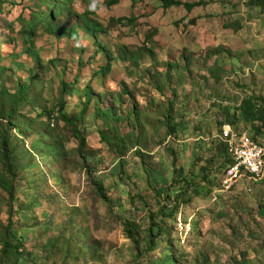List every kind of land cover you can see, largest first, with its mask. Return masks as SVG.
I'll return each instance as SVG.
<instances>
[{
  "label": "rangeland",
  "instance_id": "374dc122",
  "mask_svg": "<svg viewBox=\"0 0 264 264\" xmlns=\"http://www.w3.org/2000/svg\"><path fill=\"white\" fill-rule=\"evenodd\" d=\"M58 1L66 0H10L16 6L4 8L0 16V71L6 72H0V94L3 84L11 91L18 83L27 85L28 100L20 111L23 124L34 121L28 146L34 136L44 143L31 157L17 146L14 202L23 210L13 213L14 230L26 233L23 250L34 253L26 264H135V244L95 190L96 181L107 188L116 185L121 155L102 142L100 131L107 126L97 109L112 108L123 118L113 123L119 134L133 135L135 145L123 159L134 190L173 180L172 147L189 171L200 174L195 147L202 133H211L221 106L240 107L247 97H264V12L250 7L251 0H177L204 4L192 12L165 11L155 0H118L112 7V0H67L71 14L65 13L60 22L66 37L59 40L41 30L26 45L20 19L30 21L33 12L52 10L50 4ZM84 17L105 30L98 43L86 33ZM122 19L133 23L119 25ZM106 52L114 62L103 77L99 73L108 65ZM213 71H218L217 78ZM89 84L93 99L83 114ZM61 96L67 101L66 113L88 140L87 159L59 120ZM172 102L175 120L190 123L187 131H179L180 138L168 136L165 124ZM51 110L54 127L47 114ZM238 126L256 134L252 124ZM248 187L218 189L213 195L206 191L183 207L172 222L171 247L154 253L153 263L174 254L179 264H264V180ZM116 191L120 204L128 200L122 187ZM5 197L0 194V228L10 216ZM137 214L147 225V211Z\"/></svg>",
  "mask_w": 264,
  "mask_h": 264
},
{
  "label": "trees",
  "instance_id": "16d2710c",
  "mask_svg": "<svg viewBox=\"0 0 264 264\" xmlns=\"http://www.w3.org/2000/svg\"><path fill=\"white\" fill-rule=\"evenodd\" d=\"M9 1L0 0V16L5 13L4 8L10 5L16 6L15 4H10ZM141 1L143 0H133L134 4ZM155 1L161 4L165 11L173 8H184L187 12H192L194 9L204 5L202 2L191 5L177 0ZM67 2L66 0L65 2L58 1L51 3L50 5L54 7L52 10L47 9L33 12L30 21L24 18L20 19L23 25L21 34L26 45L31 43L41 30L46 34L55 36L59 40L66 37L60 22L61 17L65 13H67L66 16L70 17L71 11L66 6ZM118 3V0H112L109 6H116ZM250 7L264 12V0H251ZM83 19L86 21V33L91 35L98 43V34L106 33L105 30L101 25L92 23L87 17ZM117 23L119 25H125L126 23L132 24L133 21L122 19L117 21ZM25 54L29 57L31 56L29 50L27 52L25 51ZM150 55L153 60L156 59V55L153 52ZM106 57L108 59V65L99 73L103 77L108 75L112 70V64L114 62L113 56L108 52H106ZM136 64L138 63L136 62ZM0 72L6 73L5 71ZM212 74L215 78L218 77V71H213ZM122 86L126 88L125 84H122ZM27 89L28 87L24 83H18L16 91L7 90L3 84L2 93L0 94L2 98H0V102L4 100L0 108V194H4L7 197V207L10 210L8 224L0 228V260L2 264H26L28 259L34 255L30 251L25 250L26 252H24L26 233L22 234L20 231L14 230L15 223L13 221V213L18 210H23L22 207H19L14 202L16 198V171L19 170V158L16 157L17 148H24L26 154H31V157L32 155L36 156V153L41 150L40 148H43L41 146L44 144L38 136H34L31 141V147L28 146V139H31V130L34 128V121L23 124L21 121L23 115L20 111L24 106L22 104L28 100L26 97ZM124 93L130 96L128 91L124 90ZM86 96L87 101L83 106V114L89 110L91 100L93 99L90 84L87 86ZM174 104L172 102V106L169 107L165 124L169 127L168 136L173 137L176 135V137L180 138L179 131H187L188 127L186 125H190V123L184 118L180 121H178V118L175 120L173 115ZM66 106L67 101L64 96H61L57 111L60 117L59 120L63 121L65 126L70 129L71 134L78 141V152L83 158L87 159L85 152L88 146V140L74 119L66 113ZM221 109L223 112L216 117V125L211 130L209 136L206 137V134L202 133L195 147L197 149L194 154L195 168L200 167V174L196 171H189L185 160L182 159L178 150L170 146L176 166L173 180L171 182L151 185L150 189L147 188L144 191L133 189L131 185L133 179L127 173L128 161L123 159L128 148L135 145L133 135L129 134L128 137H122L119 134L118 128L113 123L122 121L123 118L119 117L112 108L106 110L97 109V116L103 118L104 124L107 126V131H100L102 142L108 144L111 150L120 152L121 155L118 157L119 164L115 169L116 176L118 177L116 185L107 188L103 181H96L95 190L97 195L105 203L109 204L113 210L112 212L119 216L123 227H125L127 238L135 244L137 248L135 264H158L153 263L152 255L162 248L163 251L171 247L169 238L172 231V222L180 215L183 207L191 206L197 197L206 196V191L208 194L213 195L218 189L225 192H235L238 189L227 190L223 185L228 168L235 163L230 145L221 138L227 125L239 130L238 124L241 122L252 124L256 134L250 135L264 147L262 140L264 137V97L253 95L252 97L245 98L240 107L222 105ZM52 111L47 114L51 115ZM234 111L236 112L235 114H233ZM55 121L54 115H51V123L49 124L52 127L55 126ZM214 133H219L217 138H213ZM139 154L141 153L139 152ZM216 165H220V167L215 169ZM263 180L255 181L253 179H247L243 185L245 187L249 185V189L263 182ZM119 187H122L123 195L129 196V198H126L128 200L123 201L121 204L115 199V196H120L116 191ZM153 201L154 203H152ZM152 204H156V207L154 208ZM261 210L264 214V207ZM143 211H147L148 213L149 221L147 225L137 220V212ZM161 264L179 263L174 254H169L165 258V262Z\"/></svg>",
  "mask_w": 264,
  "mask_h": 264
},
{
  "label": "built area",
  "instance_id": "2783aa9c",
  "mask_svg": "<svg viewBox=\"0 0 264 264\" xmlns=\"http://www.w3.org/2000/svg\"><path fill=\"white\" fill-rule=\"evenodd\" d=\"M231 147L235 163L230 166L223 180L227 190L241 187L247 179H264V147L248 133L227 125L221 136Z\"/></svg>",
  "mask_w": 264,
  "mask_h": 264
}]
</instances>
